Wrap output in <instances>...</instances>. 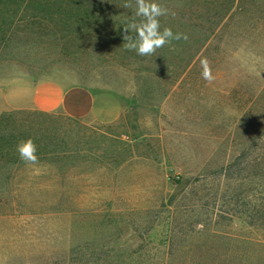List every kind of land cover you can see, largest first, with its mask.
Instances as JSON below:
<instances>
[{
	"label": "rangeland",
	"instance_id": "rangeland-1",
	"mask_svg": "<svg viewBox=\"0 0 264 264\" xmlns=\"http://www.w3.org/2000/svg\"><path fill=\"white\" fill-rule=\"evenodd\" d=\"M126 2L0 0V264H264V0H155L151 56Z\"/></svg>",
	"mask_w": 264,
	"mask_h": 264
},
{
	"label": "clouds",
	"instance_id": "clouds-1",
	"mask_svg": "<svg viewBox=\"0 0 264 264\" xmlns=\"http://www.w3.org/2000/svg\"><path fill=\"white\" fill-rule=\"evenodd\" d=\"M124 8H134L133 19L124 27L122 35L125 43L124 48L135 51L139 56H151L172 41L188 40V35L181 32H173L168 26L161 30L160 17L169 15V9L156 3L155 0H129L123 5ZM138 18V19H137ZM201 76L212 83L214 76L207 58H202ZM19 159L28 165L38 162L37 146L31 138L20 139L16 144Z\"/></svg>",
	"mask_w": 264,
	"mask_h": 264
},
{
	"label": "crops",
	"instance_id": "crops-1",
	"mask_svg": "<svg viewBox=\"0 0 264 264\" xmlns=\"http://www.w3.org/2000/svg\"><path fill=\"white\" fill-rule=\"evenodd\" d=\"M40 93L39 95L36 93ZM65 92L58 85L51 82L38 84L32 92L31 102L38 108L49 110L63 105Z\"/></svg>",
	"mask_w": 264,
	"mask_h": 264
},
{
	"label": "trees",
	"instance_id": "trees-1",
	"mask_svg": "<svg viewBox=\"0 0 264 264\" xmlns=\"http://www.w3.org/2000/svg\"><path fill=\"white\" fill-rule=\"evenodd\" d=\"M257 174H258V172H257Z\"/></svg>",
	"mask_w": 264,
	"mask_h": 264
}]
</instances>
